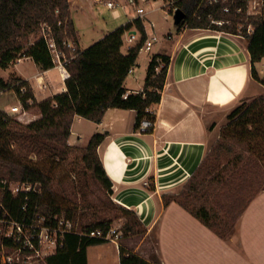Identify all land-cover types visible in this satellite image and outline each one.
<instances>
[{
	"label": "trees",
	"instance_id": "obj_1",
	"mask_svg": "<svg viewBox=\"0 0 264 264\" xmlns=\"http://www.w3.org/2000/svg\"><path fill=\"white\" fill-rule=\"evenodd\" d=\"M173 8L185 12V19L177 25L181 30L185 24L192 29H213L238 34L239 23L245 25L244 36L249 41L252 75L260 79L256 64L264 59V13L263 16H248L247 0L237 3L243 12L238 14L232 25L219 27L211 24L208 14L216 7L207 0H171ZM264 1V0H263ZM58 11V13H56ZM174 14L173 10L170 13ZM264 12V10H263ZM201 17V18H198ZM225 17L219 14L218 18ZM250 23L255 26L253 34L247 33ZM51 28L55 45L60 52V66L67 90L52 98L38 102L28 81L0 78V89L14 90L23 107L28 110L37 107L41 118L27 124L25 128L36 137L68 149L71 129L76 117L101 123L110 108L133 109L138 113L137 127L145 117L155 119L149 108L161 101L170 58L155 55L148 66L145 92L127 94L125 81L131 69L137 66L140 49L147 33L145 23L137 18L106 34L101 40L86 49H80L79 36L71 18L70 0H0V68H8L22 58H32L43 70L57 66L50 42L45 36H38L42 25ZM132 30L141 34L140 41L128 53H123L124 35ZM73 41L75 50L65 44ZM67 52V58L65 54ZM160 71H157L158 67ZM26 87L27 91L23 92ZM29 100L33 102L29 104ZM12 117L0 110V158L2 177L39 185L37 189L14 195L7 184L0 186V219H9L32 224L36 219L54 221L56 216H65L72 222L76 213L62 209L56 204L52 190V177L38 165L16 158L11 148L10 137ZM105 135L96 133L84 150L83 161L95 177L110 190L112 183L105 171L98 147ZM264 189V94L246 108L237 107L229 115V124L223 128L219 140L212 147L197 171L180 194L165 196V203L176 201L222 238L235 229L250 202ZM228 202H223V197ZM118 209L136 218V223H127L124 231L131 235L139 233L141 225L138 216L127 209ZM224 212V218L220 216ZM74 223V222H73ZM111 219L93 222L82 227L78 233H67L55 254L45 259V264H89L88 248L107 241L85 237L86 230L111 229ZM143 233L145 229H143ZM2 246L15 249L10 238H3ZM1 250V246H0ZM121 264L152 263L140 255L120 246ZM1 264V262H0ZM21 264V263H14Z\"/></svg>",
	"mask_w": 264,
	"mask_h": 264
},
{
	"label": "crops",
	"instance_id": "obj_2",
	"mask_svg": "<svg viewBox=\"0 0 264 264\" xmlns=\"http://www.w3.org/2000/svg\"><path fill=\"white\" fill-rule=\"evenodd\" d=\"M79 11L84 12L92 28L103 26L99 7L83 5ZM123 16L127 17L125 25L129 16ZM73 21L83 50L81 32ZM145 27L150 33L146 22ZM130 32L135 34L136 30ZM170 33L159 37L161 43L154 45L157 48L153 54L139 53L137 66L125 81L128 95L145 92L151 59L155 55L170 58L161 101L149 108L156 119L154 130L147 134L137 131L136 110L110 108L101 123L76 117L68 144L86 148L94 134L105 135L98 154L112 183L107 192L119 207L134 212L145 229L142 241L134 248L123 244L124 248L152 263L264 264V189L250 202L226 238L178 202L164 200L165 196L181 193L229 124V115L242 103L264 94V85L252 75L249 41L242 35L213 29L183 28ZM126 34V52L122 50L125 54L137 44V37L126 41ZM105 35L92 39V44ZM24 61L34 63L36 70L30 76L16 68ZM263 63L264 59L256 64L260 79H264L260 72ZM4 70L28 81L38 102L67 90L58 65L45 71L32 58H22ZM18 101L19 110H0L8 114L22 110L28 113L30 110ZM24 116L28 114H22L20 119ZM35 116L41 118V113ZM148 238L154 246L146 251L143 246ZM88 262L121 264L120 247L111 241L91 246ZM22 264H45V259Z\"/></svg>",
	"mask_w": 264,
	"mask_h": 264
},
{
	"label": "rangeland",
	"instance_id": "obj_3",
	"mask_svg": "<svg viewBox=\"0 0 264 264\" xmlns=\"http://www.w3.org/2000/svg\"><path fill=\"white\" fill-rule=\"evenodd\" d=\"M70 1L71 7L73 6L71 18L73 17L81 32V44L84 49L88 48L93 43L92 39H97V37H101L105 33L107 34L108 31H113L119 28L127 21V17L125 16H122V18L118 20L114 19L111 10L108 9V7L103 2L96 4L97 2H100L99 0ZM123 2H125V0H123ZM170 2L171 0H149L141 4V7L147 13L145 16L147 27L150 22H154L156 24L155 32L161 38L170 32L175 33L177 31V25L174 22V14H172V12L170 13V10L174 9L171 5L172 3ZM167 4L168 6L165 7ZM83 5L89 8L94 6L95 9L99 7V9L102 11L99 13L104 19L102 27L100 26L97 29L91 27L88 19L84 16V12L79 11V8H81ZM56 13H58V11H56ZM128 15L130 18L135 17V9L128 10ZM249 26L255 28L253 23H250L248 27ZM148 28L150 33H154V30H152L150 27ZM245 28L246 27L244 25L242 28V33L240 34V32H238V35L244 36ZM129 32L126 34V41H129ZM136 33L138 34V41L141 34L137 32V30ZM50 35H52L51 28L48 25H42L38 32V36H45L48 38L49 42H53V39H51ZM73 43V41L68 42L65 44V47L70 49L72 57H75L77 55H74L75 50L72 49V46H75ZM160 43L161 41H159L156 46H159ZM78 48H80V46ZM156 48L157 47H155L152 52L146 53L153 54ZM122 50L126 52V48L123 47ZM53 54L55 56L56 64L60 67L63 62L60 61V52L58 51L57 46L55 49L53 48ZM64 58H67V52ZM19 61L20 59L17 60L15 64H17ZM15 64H12V66ZM16 68L28 76L32 75L36 70L33 61H24L17 65ZM260 72L264 75V63L260 68ZM0 78H3L5 81L19 79L14 73H12L11 70L6 71L2 68H0ZM130 79H132V77H130ZM23 91L26 92L27 88L24 87ZM18 99V95L14 90L0 89L1 108H4L8 111L19 110L20 103ZM254 101H247L242 103L240 106L246 108ZM29 104H31L30 100ZM28 111L29 112L27 114L29 117L24 116L22 119H20V116H22V114L26 115L24 110L11 114L7 113L13 119L11 131L14 135L10 137L9 140L16 158L26 163L38 165L45 173L52 177V190L55 194L56 204L64 210L71 209L76 213L75 220L73 222L78 231H81L82 227L90 225L93 222L111 219L113 221L111 228H118L119 232L123 234L122 237L118 239L120 246L126 244L127 246L134 248L138 242L144 239V228L138 224L136 231L139 233H133L131 235L124 231L125 224L136 223V218L132 215H127L118 209L119 206L112 201L104 185L95 177L93 172L86 167V164L83 161L85 148L68 147V149H65L42 138H36L32 136L25 126L39 119L37 116H35V113H39L40 111L37 107L30 108ZM1 171L2 161L0 158V186L2 185V182H4V184H7L9 189H11L15 194H18V189L20 191H28L37 189L39 186L37 184L33 185L28 182L3 178ZM228 200L229 199L227 196L222 198L223 202H228ZM220 216L224 218V212L221 211ZM11 230L12 228L9 224L0 220L1 264H7L6 260L8 257L17 256L15 249H7L2 246V241L3 238H5V234L9 233ZM145 244L146 245L143 246V249L146 251H149L154 246L149 238L146 239ZM47 252V245H43L41 248V255L36 256L33 261L42 260Z\"/></svg>",
	"mask_w": 264,
	"mask_h": 264
},
{
	"label": "built area",
	"instance_id": "obj_4",
	"mask_svg": "<svg viewBox=\"0 0 264 264\" xmlns=\"http://www.w3.org/2000/svg\"><path fill=\"white\" fill-rule=\"evenodd\" d=\"M102 1V0H99ZM149 0H106L105 5L111 10L112 16L114 19H120L122 18L123 14L126 16L128 15V10H134L136 16L133 18L128 17L129 21L131 22L137 18H140L145 23V16L146 12L141 7V4L144 2H147ZM244 0H207V4L209 6L216 7L215 12H210L208 14V18L211 22V24H215L219 27H223L226 25H232L234 22L235 17L243 12L242 7H236L233 8V6H236L237 3L243 2ZM171 5L173 6V1H171ZM168 3V4H170ZM168 4L165 6L167 7ZM170 10V9H169ZM177 9L174 8L173 11L175 13ZM264 10V1L263 0H247V15L248 16H262ZM219 14H223L225 17L218 18ZM201 18V17H198ZM148 26L154 30V33H147V38L142 45L140 52L147 51L150 52L154 48V45L159 41V36L155 32L156 24L154 22H150ZM188 23L185 24L184 28H189ZM244 27V24L239 23L238 29L240 34L242 33V28ZM146 28V27H145ZM249 34H253L255 31V28L252 26H249L247 28ZM138 32V31H137ZM171 33H169L170 35ZM137 33H129V41H134L137 37ZM141 38V36H140ZM140 41V39L138 40ZM137 41V43H138ZM50 47L55 49L56 45L53 42H50ZM159 68H157V71H159ZM134 69V68H133ZM133 69H131L130 74L133 72ZM23 90V89H22ZM24 92V91H23ZM32 103L33 101L30 100ZM27 114V112H24ZM156 125V119L145 117L141 120L139 126H138V132L141 134H147L154 130ZM4 184V182H2ZM10 191H12L10 189ZM31 191V190H28ZM25 190H19L18 194L21 192H28ZM12 193L15 194L13 191ZM7 224L10 225L12 230L9 233L5 234V238H10L14 241L16 244V257H8L6 260L7 264H14V263H27L33 261V259L36 256L41 255V248L43 245H47L48 252L45 254L43 259H46L48 256H51L56 253L58 247L62 245V241L64 240V237L67 233H78L76 226L74 223L67 219L65 216L58 217L56 216L54 218V221H49L46 218H39L36 219L32 224H25L9 219H0ZM85 237L88 238H96L101 239L104 241H111L114 242L117 246L120 247V243L118 239L122 237L123 234L119 232V229L117 228H111L108 231H105L103 229H95V230H86L82 232ZM37 261V260H36Z\"/></svg>",
	"mask_w": 264,
	"mask_h": 264
},
{
	"label": "water",
	"instance_id": "obj_5",
	"mask_svg": "<svg viewBox=\"0 0 264 264\" xmlns=\"http://www.w3.org/2000/svg\"><path fill=\"white\" fill-rule=\"evenodd\" d=\"M186 17V14L183 10L177 9L174 13V22L176 25H179Z\"/></svg>",
	"mask_w": 264,
	"mask_h": 264
},
{
	"label": "bare ground",
	"instance_id": "obj_6",
	"mask_svg": "<svg viewBox=\"0 0 264 264\" xmlns=\"http://www.w3.org/2000/svg\"><path fill=\"white\" fill-rule=\"evenodd\" d=\"M40 81L42 82V79H40Z\"/></svg>",
	"mask_w": 264,
	"mask_h": 264
}]
</instances>
